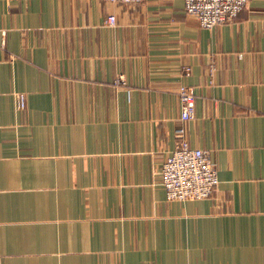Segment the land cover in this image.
Listing matches in <instances>:
<instances>
[{"label":"crops","instance_id":"1","mask_svg":"<svg viewBox=\"0 0 264 264\" xmlns=\"http://www.w3.org/2000/svg\"><path fill=\"white\" fill-rule=\"evenodd\" d=\"M181 129L211 198L166 199ZM0 264H264V0H0Z\"/></svg>","mask_w":264,"mask_h":264},{"label":"built area","instance_id":"2","mask_svg":"<svg viewBox=\"0 0 264 264\" xmlns=\"http://www.w3.org/2000/svg\"><path fill=\"white\" fill-rule=\"evenodd\" d=\"M111 3L136 5L143 0H99ZM253 0H184L185 10L195 16L207 29L235 21L240 12ZM117 23L115 15H109L107 24ZM185 75L191 74L190 67H184ZM124 81L123 78H121ZM182 103L183 121L195 116L197 96L193 86L182 85L179 89ZM22 106V101H19ZM181 140L172 151L160 173L166 191L167 201L203 200L211 198L217 192L220 180L217 165L209 151L192 147L180 130Z\"/></svg>","mask_w":264,"mask_h":264}]
</instances>
